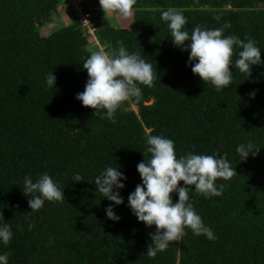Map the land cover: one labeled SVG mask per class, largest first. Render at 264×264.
Masks as SVG:
<instances>
[{
	"label": "trees",
	"instance_id": "trees-1",
	"mask_svg": "<svg viewBox=\"0 0 264 264\" xmlns=\"http://www.w3.org/2000/svg\"><path fill=\"white\" fill-rule=\"evenodd\" d=\"M64 2L72 9L68 0H0V223L14 233L0 254H9V264H264V67L254 65L247 78L230 65L233 82L217 92L193 73L189 52L172 43L161 19L162 11L175 8L189 31L228 21L224 35L251 37L264 52V0H136L134 22L124 28L112 23L114 13L94 10L108 53L115 55L122 42L155 74L153 86L141 85L142 97L133 101L137 111L124 102L116 123L76 98L89 79L83 63L92 53L80 26L59 24L43 34ZM53 71L57 87L48 88ZM149 135L172 139L178 158L219 151L236 169L230 180H217L222 196L205 198L189 186L191 202L217 239L187 228L180 241L147 255L156 229L138 221L128 196L142 183L137 165L151 158ZM249 141L258 154L242 160L237 146ZM108 166H120L127 176L120 190L124 204L115 206L119 221L107 218L114 202L95 185ZM42 173L65 198L32 212L22 181ZM76 173L84 181L74 182ZM172 198L177 201L178 193Z\"/></svg>",
	"mask_w": 264,
	"mask_h": 264
},
{
	"label": "clouds",
	"instance_id": "clouds-1",
	"mask_svg": "<svg viewBox=\"0 0 264 264\" xmlns=\"http://www.w3.org/2000/svg\"><path fill=\"white\" fill-rule=\"evenodd\" d=\"M77 1L68 0L75 17H71V12L69 15L72 23H77L88 37L87 48L92 53L83 63L89 79L84 91L78 93L76 98L85 107L96 110V116L116 123L115 114L124 102L131 104L129 110L137 111L133 101H138L142 97L141 85L153 86L155 79L153 66L139 53L129 52L122 42L118 52L110 55L107 51L109 45L104 44L100 36L101 26L95 24L93 11L90 8V11H85L89 0L87 4L85 1L82 2L83 14L89 15V18L91 14L92 32L83 25V19L76 14L77 11L73 10ZM99 4L101 9L98 7L94 8L95 10L100 9L105 14L116 13L129 18L133 16L136 0H99ZM58 12L62 16L60 9ZM58 17L57 15L56 19ZM161 19L167 24L172 43L189 52V65L193 73L206 84L213 85L217 92L223 91L233 82L234 73L230 65L247 78L251 77L254 65L264 67V59H262L264 52L253 38L249 37L245 40L235 34L224 35L225 30L231 27L228 21L219 28H204L196 25L189 31L186 28L187 18L182 11L175 8L162 11ZM216 19L219 21L220 17ZM189 41L190 43H186ZM236 48L240 51L238 58L233 61ZM46 86L57 87L54 71L47 75ZM250 95L254 98L255 92ZM146 145V151L151 153V158L137 165L142 183L129 194L128 206L138 221L149 228L155 226V232L150 234L153 243L149 245L147 255L155 257L159 252L166 250L170 243L180 241L186 235L187 228H190L196 236L205 235L209 240L217 239L213 229L206 225L197 213L188 193L193 190L189 186H195L194 191L205 198L222 196L224 185L217 186V180L227 181L237 174L236 169H232L227 156H222L219 151L215 155L190 152L178 158L174 141L162 135H149L146 138ZM258 151L259 149L255 148L251 141L237 146V152L242 160H246L250 155H257ZM126 180L127 176L120 170V166L106 167L95 179L97 191L103 198L114 202L106 208L107 218L113 221L121 219L117 215L115 206L124 204L120 190L126 187L124 183ZM79 181L84 180L79 173H76L74 182ZM181 181L184 182L183 186L180 185ZM22 183V191L29 197L32 212L42 209L46 202L63 201L65 198L64 189L62 190L48 173L40 174L35 181L31 174L26 175ZM174 192L178 193V200L175 202L172 198ZM0 221H5L2 212H0ZM32 227L34 225H29V230ZM13 236L11 225L6 222L0 223V245H9ZM0 264H9V254H0Z\"/></svg>",
	"mask_w": 264,
	"mask_h": 264
},
{
	"label": "rangeland",
	"instance_id": "rangeland-1",
	"mask_svg": "<svg viewBox=\"0 0 264 264\" xmlns=\"http://www.w3.org/2000/svg\"><path fill=\"white\" fill-rule=\"evenodd\" d=\"M83 1H85L86 4L88 2V0H78L77 4L74 5V8H73V10L77 11L76 14L79 17H82V18L85 17L84 14H83V3H82ZM88 3H89L88 7L90 8L91 11H93L92 13H93V15L95 17L96 14H95V11H94L95 9L94 8L100 7V9H101V6H100L99 3H96L95 0H89ZM76 6H78V9H76ZM59 9H60V12H61L62 16H60L59 12H58V16H59L58 19L53 20L50 23L49 27L43 32V34H45V35L49 34L53 30L57 29L59 27V24H63L65 26H68V25H70L72 23V20H71L70 15H69V13L71 12V9L68 10L66 8L65 4H62ZM113 16H115V18H114L112 23L117 25V26H122L123 28L125 26H130L131 27V25L134 22V13H133V16L129 17V18L122 17V16H120V15H118L116 13L113 14ZM90 18H91V14H90ZM108 18L112 19V16L108 17Z\"/></svg>",
	"mask_w": 264,
	"mask_h": 264
},
{
	"label": "built area",
	"instance_id": "built-area-1",
	"mask_svg": "<svg viewBox=\"0 0 264 264\" xmlns=\"http://www.w3.org/2000/svg\"><path fill=\"white\" fill-rule=\"evenodd\" d=\"M82 19H83V20H82V21H83V25H84V26H87V27L90 29V32H92V29H91V23H92V21H91V19L89 18V15L83 17Z\"/></svg>",
	"mask_w": 264,
	"mask_h": 264
}]
</instances>
